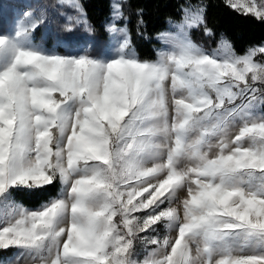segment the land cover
<instances>
[{
    "label": "snow or ice",
    "instance_id": "snow-or-ice-1",
    "mask_svg": "<svg viewBox=\"0 0 264 264\" xmlns=\"http://www.w3.org/2000/svg\"><path fill=\"white\" fill-rule=\"evenodd\" d=\"M58 3L77 13L67 31H91L80 0ZM224 4L264 22V0ZM204 11L182 7L155 59L135 52L120 0L96 56L34 43L44 13L25 12L0 34L9 264H264V45L238 54L223 38L195 44L193 29L212 35ZM56 183L35 209L12 199ZM161 224L175 235H152ZM138 242L153 246L142 260Z\"/></svg>",
    "mask_w": 264,
    "mask_h": 264
},
{
    "label": "trees",
    "instance_id": "trees-1",
    "mask_svg": "<svg viewBox=\"0 0 264 264\" xmlns=\"http://www.w3.org/2000/svg\"><path fill=\"white\" fill-rule=\"evenodd\" d=\"M111 2L80 0L88 23L102 39H107L105 24L109 19ZM121 3L133 47L141 59H155V51L161 45L158 34L167 28L170 20L178 22L182 15L181 9L186 6H203L205 9V25L212 35H205L204 26H201L190 32V38L206 50L215 48L221 38L229 41L238 54H243L249 47L264 44V22L226 7L224 0H122ZM141 19L143 24L138 32L137 24ZM59 189L60 185L56 183L46 186L44 190H18L13 192L12 199L24 207H35L50 196H55Z\"/></svg>",
    "mask_w": 264,
    "mask_h": 264
},
{
    "label": "rangeland",
    "instance_id": "rangeland-1",
    "mask_svg": "<svg viewBox=\"0 0 264 264\" xmlns=\"http://www.w3.org/2000/svg\"><path fill=\"white\" fill-rule=\"evenodd\" d=\"M25 12H32L35 15L44 13L46 16L45 22L35 29L33 41L49 51L61 55H76L87 50L90 55L96 56L107 43V39H102L96 35L89 23L88 25L91 31L86 30L83 25H78L72 31H67L64 27L67 23L66 16H75L77 13L74 9L66 5H60L58 0H0V34H6L12 31L16 22L23 18V13ZM165 31H175V29L168 24L167 28L162 32ZM163 47L165 45L161 43L158 49ZM261 111L264 110L261 108ZM21 190L29 191L28 189ZM14 202L21 204L17 201ZM39 205L26 208L35 209ZM3 211L4 209L0 208V212ZM152 235L163 239L166 235L174 236L175 232L169 233L163 224H161ZM151 247L153 246H146L138 242L136 246L138 259L142 260L147 255V252L151 250ZM14 254L15 250L0 251V264H9Z\"/></svg>",
    "mask_w": 264,
    "mask_h": 264
}]
</instances>
